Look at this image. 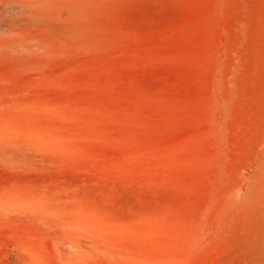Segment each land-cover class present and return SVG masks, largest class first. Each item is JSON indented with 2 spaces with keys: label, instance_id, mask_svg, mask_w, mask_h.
I'll return each mask as SVG.
<instances>
[{
  "label": "rangeland",
  "instance_id": "rangeland-1",
  "mask_svg": "<svg viewBox=\"0 0 264 264\" xmlns=\"http://www.w3.org/2000/svg\"><path fill=\"white\" fill-rule=\"evenodd\" d=\"M0 264H264V0H0Z\"/></svg>",
  "mask_w": 264,
  "mask_h": 264
}]
</instances>
